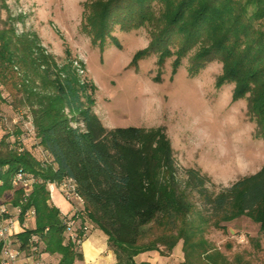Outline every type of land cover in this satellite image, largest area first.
<instances>
[{
    "label": "trees",
    "instance_id": "trees-1",
    "mask_svg": "<svg viewBox=\"0 0 264 264\" xmlns=\"http://www.w3.org/2000/svg\"><path fill=\"white\" fill-rule=\"evenodd\" d=\"M0 2L6 12L3 20L0 14V97L19 117L15 131L0 126V205L35 210L33 225L15 234L23 252L36 234L41 255H57L54 264L83 260L80 245L66 236V214L47 190L65 178L74 180L84 202L80 223L106 235L114 264H150L134 258L149 251L167 256L179 241L181 264H229L207 240L206 227L223 230L240 217L264 237V166L217 193L198 169H183L180 179L163 127H104L93 110L96 86L79 74L69 51L58 61L35 32L17 30L21 17ZM83 20V32L102 47L119 46L116 27H148L151 41L132 64L157 54L161 68L174 57L176 73L187 58L193 75L219 62L215 85H233L232 99L246 100L255 135L264 138V0H91ZM27 117L24 131L19 126ZM19 171L36 178L25 203L10 181Z\"/></svg>",
    "mask_w": 264,
    "mask_h": 264
},
{
    "label": "rangeland",
    "instance_id": "rangeland-1",
    "mask_svg": "<svg viewBox=\"0 0 264 264\" xmlns=\"http://www.w3.org/2000/svg\"><path fill=\"white\" fill-rule=\"evenodd\" d=\"M4 1L9 12L22 19L16 22L19 32H35L58 61L69 51L79 74L96 86L93 110L104 127L165 129L180 179L183 169H198L208 178V190L217 193L264 166V138L255 135V122L246 114V100L232 99V84L215 85L221 73L219 62H210L193 75L186 70L187 58L176 73L171 66L174 57L161 68L157 54L132 64L133 55L151 41L148 27L128 32L116 27L112 34L119 46L108 41L102 47L82 30L84 5L91 0ZM0 14L3 20L6 12ZM1 98L0 110L7 119L1 128L15 131L19 117ZM20 127L26 131L25 123ZM191 197L201 206L196 194ZM52 202L63 212L71 209L57 191ZM223 225V230L206 227L205 235L229 264H264V237L257 224L240 217ZM181 247L179 241L170 252L180 262Z\"/></svg>",
    "mask_w": 264,
    "mask_h": 264
},
{
    "label": "built area",
    "instance_id": "built-area-1",
    "mask_svg": "<svg viewBox=\"0 0 264 264\" xmlns=\"http://www.w3.org/2000/svg\"><path fill=\"white\" fill-rule=\"evenodd\" d=\"M26 126H30V119L27 117ZM5 114L0 110V126L6 123ZM29 132H32V127ZM12 189L22 190V203H25L29 196L36 178L21 171L12 174ZM47 190L49 197L52 199L53 193L57 191L63 196L65 201L71 204V213L66 214V236L76 244L86 239L89 229L86 224L80 223L79 211L83 207V200L77 191L76 184L73 179L65 178L59 183H48ZM0 264H16L21 256H28L35 264H44L41 258L40 238L36 234H31L28 239L27 252H23L19 248V243L15 239V234L30 228V224L35 217V210L32 207L26 208L21 212L20 207L0 206ZM6 216V217H5Z\"/></svg>",
    "mask_w": 264,
    "mask_h": 264
},
{
    "label": "crops",
    "instance_id": "crops-1",
    "mask_svg": "<svg viewBox=\"0 0 264 264\" xmlns=\"http://www.w3.org/2000/svg\"><path fill=\"white\" fill-rule=\"evenodd\" d=\"M50 202L54 205L52 199H50ZM60 212L68 214L71 213V209L67 212L60 210ZM32 225L33 222L30 224V227ZM89 228L90 230L86 239L81 241L79 246L83 260L74 264H114L116 258L110 246H108L106 235L94 227ZM27 257L25 255L21 256L16 264H35L31 258ZM41 258L45 264H54L57 261V255H49L47 253H42ZM134 259L136 262L146 261L150 264H181L179 257L175 258L171 253L167 256H160L157 251L138 254Z\"/></svg>",
    "mask_w": 264,
    "mask_h": 264
}]
</instances>
